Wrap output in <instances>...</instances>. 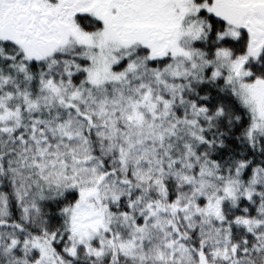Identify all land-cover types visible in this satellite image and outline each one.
Instances as JSON below:
<instances>
[{"label": "snow or ice", "instance_id": "6c2138e0", "mask_svg": "<svg viewBox=\"0 0 264 264\" xmlns=\"http://www.w3.org/2000/svg\"><path fill=\"white\" fill-rule=\"evenodd\" d=\"M0 264H264V0H0Z\"/></svg>", "mask_w": 264, "mask_h": 264}]
</instances>
